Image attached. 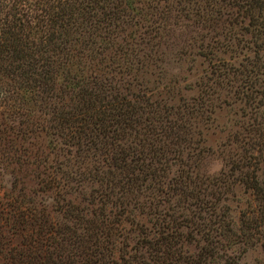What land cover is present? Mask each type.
I'll return each instance as SVG.
<instances>
[{
  "label": "trees",
  "instance_id": "trees-1",
  "mask_svg": "<svg viewBox=\"0 0 264 264\" xmlns=\"http://www.w3.org/2000/svg\"><path fill=\"white\" fill-rule=\"evenodd\" d=\"M183 1L211 32L204 39L220 27L225 53L248 36L252 55L237 65L209 58L197 95L173 100L138 84L163 27L143 11L168 0H0V97L11 121L0 122V155L30 169L36 186L13 174L0 193L2 264H240V245L264 249V0ZM232 102L245 118L223 144L235 151L205 174L202 128ZM40 132L49 143L19 155L13 135ZM237 184L252 201L235 226Z\"/></svg>",
  "mask_w": 264,
  "mask_h": 264
},
{
  "label": "rangeland",
  "instance_id": "rangeland-1",
  "mask_svg": "<svg viewBox=\"0 0 264 264\" xmlns=\"http://www.w3.org/2000/svg\"><path fill=\"white\" fill-rule=\"evenodd\" d=\"M167 5L168 9L150 7L145 8L143 11V16L149 20L148 23L151 27L163 26L155 34L152 32L154 35L151 36L147 47L144 49L151 56L147 60L150 64L140 67L138 74L140 76L138 84L142 82L147 89H152L155 96L173 100L194 97L198 93V83L209 71V58L212 59V62H218L221 59L226 60L228 64L237 65L244 54L252 55L248 49V46L251 45L248 41H245L246 39L249 40L248 36H243L238 45L231 43V46L223 53L220 46L224 43V39L221 37L220 27L213 31L212 39L206 40L204 38L209 37L211 32L200 27L198 13H186L187 4L183 0H180L179 4H177L176 0H168ZM207 44L208 47H206ZM208 48H212L213 55L205 57L201 53H207ZM253 48L255 47L252 46L251 49ZM128 61L132 63L130 64ZM123 65H128L127 68L131 69L136 66L132 58L124 60ZM127 79L131 84H137L133 79L132 73ZM9 108V103L6 101L2 102L0 97V112L3 111L4 114L0 117V122H11L6 118L10 114ZM241 112V104L238 102H232L227 105L221 104L219 108L215 109L212 114L213 121L208 123L206 128H202L203 145L209 149V153L202 160L200 171L212 175L217 174L225 167L223 154L234 152L235 149L233 147L225 148L223 144L238 129L239 124L245 121ZM33 117L30 119L35 120L36 118ZM49 141L48 135L40 132L35 135H27L24 141L19 135H13L12 144L20 155L22 146L35 151L37 148L43 149ZM0 147H2V144ZM13 174L19 179V187L36 188L30 169L18 172L15 163L6 160L5 157L0 155V193L5 195L10 192L11 183L14 180ZM233 190L235 196L228 200V204L232 222L236 226L239 222L240 211L246 207L247 203H251L252 198L238 184L234 186ZM186 249L189 252L196 250L194 244L187 245ZM235 251V254L239 256L238 262L240 264H263L264 262V249L259 242L248 246L240 245ZM228 252L231 253V250ZM2 263L0 258V264ZM211 264L222 263L220 260L212 261Z\"/></svg>",
  "mask_w": 264,
  "mask_h": 264
}]
</instances>
